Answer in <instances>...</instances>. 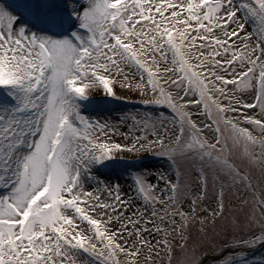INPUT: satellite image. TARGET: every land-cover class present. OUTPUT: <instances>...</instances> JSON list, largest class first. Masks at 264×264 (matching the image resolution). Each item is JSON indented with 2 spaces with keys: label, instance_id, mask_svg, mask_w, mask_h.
Returning <instances> with one entry per match:
<instances>
[{
  "label": "snow or ice",
  "instance_id": "1",
  "mask_svg": "<svg viewBox=\"0 0 264 264\" xmlns=\"http://www.w3.org/2000/svg\"><path fill=\"white\" fill-rule=\"evenodd\" d=\"M74 14L86 35L53 39L0 6L14 100L0 102V264H201L191 228L207 238L233 190L225 228L241 251L220 264H244V246H264V0H85ZM117 83L172 121L80 113L88 89ZM125 151L164 156L174 175L89 182Z\"/></svg>",
  "mask_w": 264,
  "mask_h": 264
},
{
  "label": "rangeland",
  "instance_id": "2",
  "mask_svg": "<svg viewBox=\"0 0 264 264\" xmlns=\"http://www.w3.org/2000/svg\"><path fill=\"white\" fill-rule=\"evenodd\" d=\"M5 7L12 12L15 23L25 28L29 34H35L42 37L50 38H72L73 33L86 35L84 29L80 27V20L72 14L79 9L85 0H1ZM6 2V3H5ZM21 2L26 6L32 15H34V23L29 22L18 14L16 4ZM65 4L69 7H65ZM11 9V10H10ZM16 9V10H15ZM67 12V13H66ZM116 96L109 95L102 87L91 88L94 91L87 90V98L79 100L80 113L89 119L108 121L109 123H119L120 120L127 114L132 113H152L159 114L165 117L169 122L172 121L170 110L166 105H142V97L138 91L121 87L120 84H115ZM0 102H6L8 106L14 105L13 97L9 93L8 86H0ZM127 130V129H125ZM107 169L100 170L97 165H94L91 173L90 183H95L97 180L101 183L120 184L125 188V191L132 186L133 177L140 173H149V177L153 182H158V177L161 173L169 176L174 175L173 167L164 156L154 153H131L117 152L114 157L104 161ZM258 176V170L256 172ZM2 191V190H0ZM242 193H233L229 195L231 205L239 203ZM229 206L225 216L226 219L221 221L215 230H210L207 233V238L199 232L200 225L196 224L191 228L190 246L193 243L203 245L202 249L198 250V255L202 263L203 258L207 257L206 262L210 264H220V260L227 252L221 251V247H228L231 251L240 252L241 249L234 243L232 236H240V233H231L225 225L230 223L234 216L239 215L238 209H233ZM210 216V213H205ZM246 238V237H245ZM259 242L255 246H244L242 251L244 255L250 254L253 257L245 259L244 264H264V246L259 251ZM210 256V257H209ZM216 257V258H215ZM87 260L86 257H84ZM177 259H182V254L177 249ZM92 264H95L92 262ZM175 264V261H174Z\"/></svg>",
  "mask_w": 264,
  "mask_h": 264
},
{
  "label": "bare ground",
  "instance_id": "3",
  "mask_svg": "<svg viewBox=\"0 0 264 264\" xmlns=\"http://www.w3.org/2000/svg\"><path fill=\"white\" fill-rule=\"evenodd\" d=\"M69 5V4H68ZM68 5H66L65 4V7H69ZM0 6H2L5 10H7L11 15H13L12 14V12H10L6 7H5V5H4V3L0 0ZM70 8V7H69ZM71 9V8H70ZM75 12V11H74ZM74 12H72V14H74ZM67 13V12H66ZM74 16H75V14H74ZM16 26L19 28V27H21L20 25H18V24H16ZM42 37H46V36H44V34L42 35ZM53 39H63L62 37L61 38H59V37H57V38H53ZM90 91L92 92V91H94L95 92V89L94 90H92V89H90Z\"/></svg>",
  "mask_w": 264,
  "mask_h": 264
}]
</instances>
